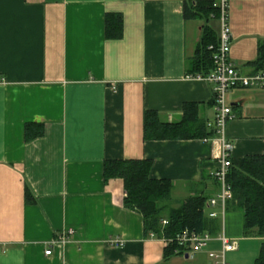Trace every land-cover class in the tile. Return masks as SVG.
<instances>
[{
	"label": "crops",
	"instance_id": "crops-1",
	"mask_svg": "<svg viewBox=\"0 0 264 264\" xmlns=\"http://www.w3.org/2000/svg\"><path fill=\"white\" fill-rule=\"evenodd\" d=\"M185 1L0 0V264H214L208 252L221 249L222 233L238 244L230 264L255 263L263 238L244 234L232 200L225 214L215 208L205 251L166 259L164 241L125 207L124 181L105 182L106 161L148 159L152 178L173 182L171 201L212 198L223 140L233 158L264 153V88L232 89L234 118L214 138L144 139L146 110L173 123L189 103L213 129L214 85L188 73L203 23L186 19ZM226 1L229 57L254 74L264 0ZM107 14L122 15L121 38L106 37ZM27 123L42 124L44 135L27 141ZM68 229L74 234L47 255Z\"/></svg>",
	"mask_w": 264,
	"mask_h": 264
},
{
	"label": "trees",
	"instance_id": "trees-1",
	"mask_svg": "<svg viewBox=\"0 0 264 264\" xmlns=\"http://www.w3.org/2000/svg\"><path fill=\"white\" fill-rule=\"evenodd\" d=\"M186 19L202 21V36L198 49L190 58L188 73L194 77L206 76L214 68L212 55L219 47V34L216 23L220 17V8L215 0H186ZM123 35V17L121 14H107L106 37L121 38ZM213 46V50L209 47ZM259 70H264V42L259 46ZM44 135V126L27 123L25 137L27 141ZM217 132L208 129L199 117V106L189 103L184 107L183 119L178 122H163L157 111L146 110L144 114V139H209ZM153 162L148 159L108 160L104 166L105 182L120 178L124 181L126 208L143 216L146 234L153 233L156 238L175 239L184 230L213 234L214 227L209 217V197L197 194L187 198L181 205L172 206L174 184L171 180L151 177ZM228 183L233 198L244 214V234L261 237L263 242L254 264H264V153L233 158L229 169ZM27 199L32 195L28 191ZM163 220H167L166 225ZM183 250L174 241L166 247V259Z\"/></svg>",
	"mask_w": 264,
	"mask_h": 264
},
{
	"label": "built area",
	"instance_id": "built-area-1",
	"mask_svg": "<svg viewBox=\"0 0 264 264\" xmlns=\"http://www.w3.org/2000/svg\"><path fill=\"white\" fill-rule=\"evenodd\" d=\"M220 8V41L219 47L214 50L212 59L214 63L213 70L206 76H198V78L206 80L214 85L215 92V120L209 123V127L216 130L217 134L222 133L226 123L234 118L232 108L228 102V93L238 87L242 88H264V70H259L254 74H243L238 71L235 63L230 59L231 50V29L228 23L227 1L221 0L216 3ZM213 50V46L209 47ZM207 140V139H205ZM232 148L233 144L227 140L222 142V152L219 158V166L214 171L213 177L220 185L219 193L210 198L207 205L212 208L209 216L215 218L218 212L215 208L220 207L221 212L225 214L226 204L233 198L232 188L228 183L229 169L232 164ZM167 220H163L166 225ZM74 234L73 229L64 231L59 238L52 243V246L46 250V254H52V247L65 244L70 236ZM151 237H155L153 233ZM213 236L208 233H197L195 231L184 230L181 234L173 239H162L166 247H169L174 241L183 250L182 254L193 256L196 253L205 251L209 243L213 240ZM218 240L221 242V249L211 250L208 252L214 264H230L227 260V253L238 249L236 240H233L222 233ZM115 243L122 245V241L115 240Z\"/></svg>",
	"mask_w": 264,
	"mask_h": 264
},
{
	"label": "rangeland",
	"instance_id": "rangeland-1",
	"mask_svg": "<svg viewBox=\"0 0 264 264\" xmlns=\"http://www.w3.org/2000/svg\"><path fill=\"white\" fill-rule=\"evenodd\" d=\"M184 197V196H183ZM184 199V198H183ZM182 199V195H181V193H180V195H176V197H175V202H179L180 203V205L184 202V200ZM174 201H169L168 203H170V204H172V203H174ZM174 204H172V206H173ZM177 206H179V205H177ZM176 207V206H175Z\"/></svg>",
	"mask_w": 264,
	"mask_h": 264
}]
</instances>
